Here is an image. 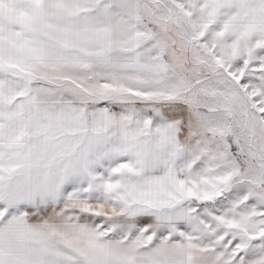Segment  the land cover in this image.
I'll use <instances>...</instances> for the list:
<instances>
[{"label":"snow or ice","instance_id":"6c2138e0","mask_svg":"<svg viewBox=\"0 0 264 264\" xmlns=\"http://www.w3.org/2000/svg\"><path fill=\"white\" fill-rule=\"evenodd\" d=\"M0 264H264V0H0Z\"/></svg>","mask_w":264,"mask_h":264}]
</instances>
